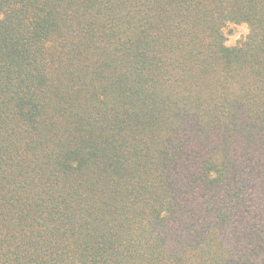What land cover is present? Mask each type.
<instances>
[{
	"label": "trees",
	"instance_id": "obj_1",
	"mask_svg": "<svg viewBox=\"0 0 264 264\" xmlns=\"http://www.w3.org/2000/svg\"><path fill=\"white\" fill-rule=\"evenodd\" d=\"M0 264H264V0H0Z\"/></svg>",
	"mask_w": 264,
	"mask_h": 264
},
{
	"label": "rangeland",
	"instance_id": "obj_2",
	"mask_svg": "<svg viewBox=\"0 0 264 264\" xmlns=\"http://www.w3.org/2000/svg\"><path fill=\"white\" fill-rule=\"evenodd\" d=\"M230 27H232V31L227 32V43L229 45L236 44L247 35L248 27L246 24H238Z\"/></svg>",
	"mask_w": 264,
	"mask_h": 264
}]
</instances>
